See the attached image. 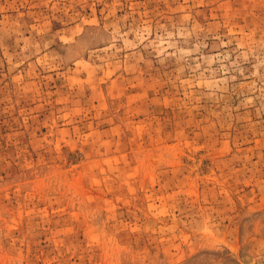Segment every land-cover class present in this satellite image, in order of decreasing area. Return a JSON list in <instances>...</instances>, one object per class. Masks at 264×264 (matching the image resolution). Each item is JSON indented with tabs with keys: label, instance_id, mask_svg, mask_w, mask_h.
I'll return each instance as SVG.
<instances>
[{
	"label": "rangeland",
	"instance_id": "obj_1",
	"mask_svg": "<svg viewBox=\"0 0 264 264\" xmlns=\"http://www.w3.org/2000/svg\"><path fill=\"white\" fill-rule=\"evenodd\" d=\"M0 264H264V0H0Z\"/></svg>",
	"mask_w": 264,
	"mask_h": 264
}]
</instances>
